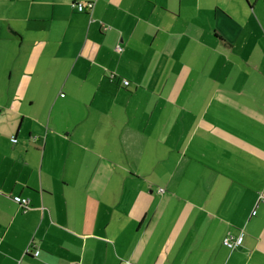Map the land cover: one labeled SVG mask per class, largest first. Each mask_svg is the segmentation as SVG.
I'll use <instances>...</instances> for the list:
<instances>
[{"label": "crops", "instance_id": "0c3cea01", "mask_svg": "<svg viewBox=\"0 0 264 264\" xmlns=\"http://www.w3.org/2000/svg\"><path fill=\"white\" fill-rule=\"evenodd\" d=\"M0 22V264H264V0H0Z\"/></svg>", "mask_w": 264, "mask_h": 264}, {"label": "rangeland", "instance_id": "374dc122", "mask_svg": "<svg viewBox=\"0 0 264 264\" xmlns=\"http://www.w3.org/2000/svg\"><path fill=\"white\" fill-rule=\"evenodd\" d=\"M29 25H32L33 22H27ZM10 33L17 32L15 38L16 41L9 43V41L2 38L0 35V102L7 103L8 98L15 97L12 106L20 104L21 106V46L18 40L21 37V22H0V29L6 28ZM33 34V31L31 32ZM1 34V33H0ZM14 69V73L10 79H8L9 69ZM19 86H16L18 85ZM150 162V161H149ZM124 193L125 198L128 199L127 203H124V206L129 208L134 205L133 194L129 192V189H125ZM137 207V206H136ZM130 210V209H129Z\"/></svg>", "mask_w": 264, "mask_h": 264}, {"label": "built area", "instance_id": "2783aa9c", "mask_svg": "<svg viewBox=\"0 0 264 264\" xmlns=\"http://www.w3.org/2000/svg\"><path fill=\"white\" fill-rule=\"evenodd\" d=\"M71 4L74 6H77L78 10L85 9V4H83L82 2H75V3H71ZM89 5L90 4H88L87 7H90ZM125 83H127L126 80H125ZM15 200L21 201V204L26 207V201L27 200H25V199L20 200V198L18 196L15 197ZM24 209H26V208H24ZM254 213H255V210L252 211V214H254ZM242 241H243V235L241 233L236 234V235L226 233L222 238V243L230 249H236L237 247H240L242 245ZM37 252H38V250H36L34 252V254H36Z\"/></svg>", "mask_w": 264, "mask_h": 264}, {"label": "trees", "instance_id": "16d2710c", "mask_svg": "<svg viewBox=\"0 0 264 264\" xmlns=\"http://www.w3.org/2000/svg\"><path fill=\"white\" fill-rule=\"evenodd\" d=\"M73 3H75V2H73ZM82 3H83V2H82ZM71 8H72L73 10L77 11V12H83V11H86L85 9H88L87 5H85V9H83V10H78V9H77V6H74V5H71ZM125 80L127 81V83H125ZM125 80H124V83H125V84H128L129 81H128L127 79H125ZM13 139L15 140L14 136H13ZM16 196H18V195H16ZM16 196L13 197L14 200H15V197H16ZM18 197H19L20 200H21V197H20V196H18ZM24 199L26 200V198H24ZM17 202L20 204V208H21L22 211H26V210H27V208H28V207H27V204H26V207H25L24 205L21 204V201H17ZM26 202H27V201H26ZM24 208H26V209H24ZM36 250H38V252H39V249H36ZM36 250H35V251H36ZM35 251H34V252H35ZM34 252H32V253H34ZM38 252H37V253H38ZM37 253H36L35 255H37Z\"/></svg>", "mask_w": 264, "mask_h": 264}]
</instances>
